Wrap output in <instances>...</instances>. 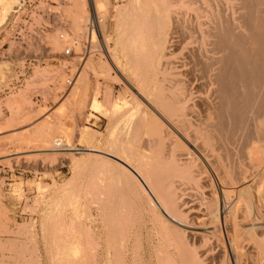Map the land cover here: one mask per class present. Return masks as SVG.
Returning <instances> with one entry per match:
<instances>
[{
	"label": "bare ground",
	"instance_id": "6f19581e",
	"mask_svg": "<svg viewBox=\"0 0 264 264\" xmlns=\"http://www.w3.org/2000/svg\"><path fill=\"white\" fill-rule=\"evenodd\" d=\"M24 1L0 0V29L15 19ZM65 1L63 19L71 31L61 29L50 37L56 51L65 44L64 52L71 49L77 55L82 42L96 47L98 32L104 44L110 41L112 19L107 10L114 9L111 0ZM115 10L120 36L129 47L123 61L116 55L110 59L133 89L134 98L126 101L121 96L113 102L109 93L103 103L97 84L99 90L90 107L109 119L107 137L101 143L103 139L98 140L88 128L76 134L77 141L97 145L89 156L94 187L109 175L121 185L128 204L121 205V210L117 207L115 213L112 210L114 214L109 212L115 264L141 263L137 258L127 259L134 210L147 216L150 233L156 237L151 246L154 264H264V211L260 206L264 201H260L264 198V0H129ZM105 49L110 54L106 45ZM87 63L84 74H78L75 90L43 123L47 134L56 131L52 121L67 111V104L80 108L88 100L91 64ZM12 73L10 62L0 63V83ZM8 101L17 110L22 105L19 99ZM6 125L13 123L9 120ZM59 130L66 140L74 136L73 129L60 126ZM55 155L72 160V154ZM71 163L75 176L55 190L56 197L74 193L70 188L83 162L75 158ZM42 188L38 186L39 192ZM104 189L106 194L111 190ZM215 195L223 200L219 209ZM111 199L105 200L106 205L113 203Z\"/></svg>",
	"mask_w": 264,
	"mask_h": 264
},
{
	"label": "rangeland",
	"instance_id": "374dc122",
	"mask_svg": "<svg viewBox=\"0 0 264 264\" xmlns=\"http://www.w3.org/2000/svg\"><path fill=\"white\" fill-rule=\"evenodd\" d=\"M128 2L129 0H111V8L114 9L107 10V15L113 20L109 22L107 39V41L110 40L109 42L104 44L98 32L99 41L96 47H91L90 44L82 42V46L77 45L76 51L79 54L70 57L64 55V49L68 48L67 45L64 44L61 49L56 51L50 39L52 35L60 34L61 29L71 31L69 22L63 19V9L68 6L65 0H25L23 8L20 11L16 9L19 12L15 19L10 22L7 28L0 29V63L10 62L13 66V73L8 75L9 77L3 83H0V132L3 133V135L0 133V264H109L110 262V264H115L116 262L113 258L114 249L109 230L111 211L113 210L115 213L119 209L117 207H120L121 210L124 203L127 207L128 204L124 201L121 185L111 176L106 175L105 184H103L104 182L102 185L95 184L94 187L95 182L90 181V177L93 179L91 175L93 159L89 156L91 148L97 145L95 142L89 144L77 141L76 134L82 129L88 128L91 133L97 135L98 140L102 141L103 139L101 143H104V138L107 137L109 119L102 114H97L90 107V100L94 97L97 89L100 88L98 99L103 103L109 93L113 102H117L121 96L126 101H132L134 98L133 89L120 76L110 59L116 55L120 61L124 60L123 54L126 53L125 49L128 44H124L123 42L126 40L122 35L120 36V19L115 17L117 16L115 8L127 5ZM35 11H40V13ZM29 17L46 28L43 36H41L43 46L31 47L29 50L30 53L40 54L45 59L30 68L24 61H16L8 56L15 48L22 49L14 41L15 28L16 25L23 23L25 18ZM58 21L59 25L57 24ZM105 45L110 54L107 53L106 49L104 50ZM84 52H88L87 59H84ZM16 53L19 54V52ZM87 60V64H91L90 74H88L91 82L88 100L80 108L67 104V111L62 116H56L52 121L56 131L47 134L43 123L68 97L71 91L75 90L78 74H84L83 67ZM131 61L132 66H134L133 59ZM108 62L112 64V70ZM142 62L144 60H141ZM144 67L146 64H143L141 71L146 70ZM41 71L45 73L41 75ZM143 72L145 73L141 72V74L144 78L147 70ZM108 73H110L109 76L104 75ZM20 74L23 75L22 78H18ZM71 79L74 81L72 85H69L67 82ZM97 84L99 88H97ZM37 95L41 97L40 102L36 101ZM16 99L22 101L18 110L11 107L8 101ZM27 113L28 115H25ZM18 114L24 116L18 121L12 120ZM122 116L123 112H120V118ZM9 120L13 123L11 127L6 125ZM60 126L69 130L73 129L74 136L68 140L64 139L62 134H59ZM8 131L15 132L9 133ZM20 131L21 133H18ZM18 138H21L22 141H19ZM60 140L71 145L73 151L53 152L55 144ZM57 153L72 154V160L65 155L53 156ZM75 158L77 160L82 159L83 169L79 177L77 176V181L74 182L73 187L70 188V191L74 193L65 198L56 197L55 190L58 187H64V184H67L66 181L73 177L75 171L71 161ZM88 159L89 167L85 164ZM84 166L88 168L86 169ZM90 170L91 172H89ZM112 180L117 181V183H113ZM103 185L107 191L108 188H111L109 192L114 189H117L118 192L114 193V190L110 193V195L113 193L112 197H109V192L106 194ZM38 186L43 187V190L41 189L39 192ZM119 194L121 195L119 196ZM105 195L107 196L105 197ZM101 196H103L104 201H102L105 204L99 200L102 198ZM114 196L117 199L114 200ZM215 196L213 198L215 199V206L219 209L223 200L221 195ZM110 198H112L111 203L114 200L113 203L106 205L108 202L106 203L105 200L108 199L109 201ZM261 199L260 201L264 200V198ZM104 205L107 209L110 207L111 210H106ZM260 206L264 208V201L260 203ZM263 208L261 209L264 211ZM100 213L101 215H99ZM107 213L111 215L108 216L110 221L107 220ZM101 216L106 218L101 219ZM96 217L98 222L95 220ZM103 221L105 224L101 226ZM59 222L65 223V225L62 227L60 223L58 226ZM196 224L202 228L201 223H195V226H197ZM131 225L133 227L131 232L133 233H129L130 237L128 236V242L130 240L128 243L130 251L129 256H127L128 261L137 258L141 262L140 264H154L152 250L156 244V237L154 233H150V223L147 216L140 215L137 210H134ZM104 226L106 230L103 228ZM198 228L200 229L198 231L201 232V228ZM92 232H95L96 236ZM98 237L102 239L99 241ZM96 240L101 243V247H99L98 241L96 243ZM109 243L111 247H109ZM98 255L101 256L99 259ZM174 256L178 258L180 253L176 252Z\"/></svg>",
	"mask_w": 264,
	"mask_h": 264
},
{
	"label": "built area",
	"instance_id": "2783aa9c",
	"mask_svg": "<svg viewBox=\"0 0 264 264\" xmlns=\"http://www.w3.org/2000/svg\"><path fill=\"white\" fill-rule=\"evenodd\" d=\"M36 13H40V11H35ZM26 20L16 25L15 28V43L18 44L22 49L15 48L14 51H12L8 56L10 58H13L14 60H22L26 63V65L30 68L31 66L35 65L39 61H43L45 57H43L40 54H34L30 53L31 47H38L43 46V43L41 41V36H43L46 28L42 24H38L37 21L32 20V17L25 18ZM62 38V37H61ZM16 52H19L17 54ZM64 55L67 57L73 56L74 52L71 49H67L64 52ZM25 66V65H24ZM22 74L19 75L18 78H22ZM74 80H70L68 82L69 85H72ZM36 101L40 102L41 97L37 95ZM54 149L58 152H65L62 150H68L73 149L71 146L67 145L66 143L62 141H58L55 144Z\"/></svg>",
	"mask_w": 264,
	"mask_h": 264
}]
</instances>
